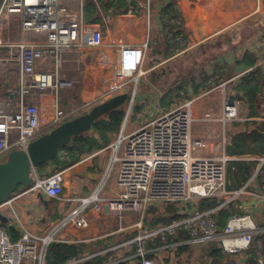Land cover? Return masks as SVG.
I'll return each mask as SVG.
<instances>
[{"label": "built area", "instance_id": "built-area-1", "mask_svg": "<svg viewBox=\"0 0 264 264\" xmlns=\"http://www.w3.org/2000/svg\"><path fill=\"white\" fill-rule=\"evenodd\" d=\"M76 1V10L71 9L66 0H3L0 5V63H15L18 69L17 101L0 99V162L14 151L26 150L30 142L76 113L62 109L57 99L60 91L74 84L64 72L72 51L90 52L88 56L100 69L113 68L115 73L110 81L114 84L117 81L114 92L130 84L136 89L139 78L145 74L150 43L143 47L125 45L115 50V56H107L101 30L96 24L85 21L84 0ZM127 1L132 4L139 0ZM133 11L131 6L129 13ZM151 12L150 3L146 7L147 18L151 17ZM183 21L179 9L174 19L162 15L163 29L166 39L173 43V53L184 50L185 40L176 30L171 31L170 25L181 26ZM15 29L21 34L20 40L13 38ZM26 34L36 38L24 39ZM131 73L137 75L134 77ZM239 77L220 81L213 87L221 92L223 105L219 118L205 116L206 121L221 126L212 152L206 139L193 133L196 122L193 105L197 99L191 98L159 111L129 133H125L127 117L118 140L108 145L113 149L110 169L87 196L67 197L65 176L91 167L107 146L48 175L41 176L34 171L31 186L19 197L26 194L37 197L41 193L59 201L60 219L45 234L32 233L21 226L16 242L0 225V264H47L49 249L54 244L92 243L85 233L101 219L115 225L109 237L122 238L100 251L71 257L64 264H89L98 257H107L103 264H159L161 253L176 255L182 246L214 245L234 259V264H240L237 258L246 254L256 235L264 233V229L256 226L250 214L234 212L220 229L217 215L230 206L245 209L243 203H250L252 199H256V208L264 204V153L244 156L227 153L232 143V125L256 121L242 117L241 96L229 89ZM218 78L216 74L214 81ZM107 79L104 77V81ZM47 94L54 95L57 102L50 119L45 118L40 104V98ZM143 114H137V118H143ZM259 122L264 124V118ZM61 154L68 161L67 151L62 150ZM231 163L255 164L249 179L236 190L228 188ZM207 199H218L220 204L201 211L200 204ZM14 201L10 198L0 204V210L7 207L13 210ZM188 204L192 205L190 209L186 208ZM170 207L177 215L186 216L173 219L169 224L154 225L158 217L174 216L167 212ZM70 229L75 231L74 236L61 235L62 231ZM181 233L188 234L189 238L177 241Z\"/></svg>", "mask_w": 264, "mask_h": 264}, {"label": "crops", "instance_id": "crops-1", "mask_svg": "<svg viewBox=\"0 0 264 264\" xmlns=\"http://www.w3.org/2000/svg\"><path fill=\"white\" fill-rule=\"evenodd\" d=\"M2 2L3 0H0V5ZM150 3L152 15L150 18H147L146 7ZM150 3L148 0H139L137 3L134 2L132 4L128 3L129 6L126 13L109 17L103 15L102 21L96 24V27L103 34L105 42L104 51L107 56H115V50L125 45L143 47L146 43H150L147 52V61L144 65L145 74L139 78L137 88H134V100H136V96L139 102H141L140 100L146 99L147 96L149 98H155L160 111H164L184 100L201 95L205 90L203 91L200 88L199 92L195 93L193 86L201 85L205 78L206 81L208 77L210 78L205 84L210 85L211 89H213L220 81H229L240 76L229 85L230 91L235 93L243 77L249 75L256 69L264 71V0H152ZM169 4H173L176 13L178 9L180 10L184 19L183 24H185L190 32L192 43L187 46L184 38V50L179 54H186L188 56L180 64H188L186 61L191 59L190 69L193 70L194 75L185 79L179 78L175 83L168 84V88L163 86V89H160L158 94L154 96L150 94V87L149 90L145 89L144 91L137 92L142 80H146L150 71L170 63L174 59V55H176L171 48L170 53L172 54L170 56L166 55L168 40L163 29L162 15L163 13L165 14L166 6ZM131 6L133 7L134 13H129ZM180 35L184 37L183 34ZM13 38L14 40L21 39V34L17 29H15ZM23 38L32 40L36 37L32 34H26L23 35ZM156 38L161 40V50L163 46L165 48L164 54L162 55L165 59L149 71L148 62L150 54L153 52L151 44L154 43V39ZM170 43L172 47L173 43ZM88 55H90V52L72 51L65 62L64 72L68 77L70 70H77L82 73L87 72L86 74L95 72L91 75L90 79H86L85 84L93 85V79L91 78L98 77L94 85L97 87L96 83L99 84L100 82L101 84L104 81V77L100 76L103 70ZM247 55L255 59L253 65H245L244 62ZM131 74L134 77L137 75L136 73ZM216 74H218L219 78L214 81ZM72 81L74 82L73 86L77 84L74 80ZM110 82L113 83V81ZM115 84H117V81ZM115 84L113 83L114 86ZM148 86H151V84L149 83ZM180 87H187V93L183 96L184 98L175 99V102L169 108H162L160 105L161 100L170 93L171 97L174 98L177 95L176 90ZM17 90V65L15 63H0V99L16 102L15 95ZM65 90L60 91L57 95L59 106L62 109H64L62 106V96H64L63 91ZM124 93L126 92L124 91ZM184 93L182 91L181 95H184ZM46 100H50L51 108L49 112L47 110ZM56 103L55 96L52 94H47L40 98V104L42 105L46 119H50L53 116ZM242 108H245V113L243 115L241 114L243 118L256 119V121L232 125L230 131L233 136L243 132L259 130L264 126L262 122H259V119L264 117L248 118L245 102H243ZM242 111L243 109L241 113ZM141 112H144L143 107L137 114ZM60 158L65 161L61 153ZM106 161H109L107 159V153L103 152L95 158L91 167L86 168L83 173L76 174L72 177L70 184H65L66 196L79 198L89 195L95 187L94 182L99 178L98 172L103 168ZM68 165L69 163L67 162L66 166ZM59 168L58 166H52L50 164V170L54 169L53 171H55ZM21 191L18 194L16 191V194L14 193L11 197L15 199L13 203L14 211L8 207L0 210V215L7 220V222L0 220V225L5 227L12 241L15 237L14 233L20 237L21 226L32 233L45 234L47 231L49 232L50 226L60 219L62 206H60L59 201L44 196L48 200V206H45L38 196L26 194L19 197L20 193H22ZM236 210L238 211L237 213L250 214L256 226L264 229V204L257 206V208L253 209L252 213L248 212L247 208H236ZM95 218H97V215ZM114 230V223H108L103 219L92 224L91 228L85 233L88 239L93 240L90 243L89 252L100 251L107 245H111L122 238V236H116L115 238L109 237ZM65 234L74 236L76 233L70 229L62 231L61 235ZM260 235H264V233L260 232L256 237ZM256 237L253 245L246 254L237 258L240 264H250L252 259L250 253L252 251H255V255L257 256L255 264H264L263 240H258ZM203 249L206 250V254L203 253ZM212 251L213 249H210L208 246H182L176 255L161 253L158 262L159 264H212ZM222 254L225 261L231 260L234 263V259H231L223 252ZM97 259H102V262L107 261V257H98Z\"/></svg>", "mask_w": 264, "mask_h": 264}, {"label": "trees", "instance_id": "trees-1", "mask_svg": "<svg viewBox=\"0 0 264 264\" xmlns=\"http://www.w3.org/2000/svg\"><path fill=\"white\" fill-rule=\"evenodd\" d=\"M136 5V4H135ZM127 0H84V19L88 24H98L102 21V16L105 17L115 16L118 14H124L128 10ZM165 14L174 19L177 15L173 4L166 6ZM170 30H176L177 34H183L186 40V45L189 46L192 43L190 32L186 28L185 24L176 26L170 25ZM171 43L167 42V56H170ZM251 57V58H250ZM113 58V57H112ZM245 65H253L255 59L252 56L247 55L245 58ZM210 78L203 80L201 85L193 86L194 92L198 93L200 88L205 91L211 90V86L205 84ZM184 91V95H181ZM177 95L171 97V93L163 98L160 102L162 108H169L175 101V99L184 98L187 93V87L178 88L176 90ZM237 93L240 95L241 100L247 105V117L258 118L264 117V71L260 69L254 70L249 75L243 77L237 87ZM134 113L137 114L142 110L141 106H137L134 109ZM134 114V115H135ZM126 118V111L123 107L108 113L102 119L98 120L92 130L89 133L76 137L73 142L66 146L63 150L67 151L68 163L75 164L79 162L83 157L91 155L93 152L102 149L110 145L115 137L120 133L121 127ZM229 156H244V155H261L264 153V126L259 130L251 132H243L236 134L232 137V143L227 148ZM255 164L253 163H231L228 166V181L230 190H236L243 186L245 182L251 176ZM39 175H48L51 173L49 164H41L36 168ZM220 204L218 199L203 200L200 204L201 211H208L217 207ZM169 214L174 216L158 217L153 224H169L173 219H181L186 215H177L175 209L172 207L167 209ZM237 213L238 211L230 206L227 209L221 210L218 213V225L220 229H223L231 213ZM15 237L13 241L16 242L19 239L14 233ZM189 238L188 234L181 233L176 237L177 241H184ZM258 240H263L264 248V235L256 237ZM91 244H54L49 249V256L47 258V264H64L69 258L76 257L79 254L89 252ZM252 259L250 264H255V251L250 253ZM213 258L212 264H234L231 260L225 261L222 251L220 249L213 250L211 253ZM89 264H103L102 259H96Z\"/></svg>", "mask_w": 264, "mask_h": 264}, {"label": "rangeland", "instance_id": "rangeland-1", "mask_svg": "<svg viewBox=\"0 0 264 264\" xmlns=\"http://www.w3.org/2000/svg\"><path fill=\"white\" fill-rule=\"evenodd\" d=\"M66 3L71 9L76 10L78 8V4L76 0H66ZM154 40H155L154 43L151 44V47L153 48V52L150 54V58L148 62L149 71L152 68H154V66L158 65L161 61H163V59H165L162 57L165 48L163 46L161 50V45H162L161 40H159V38L158 39L156 38ZM175 54L176 55H174V59L170 61V63L163 65V67L161 66L159 68L156 67L157 69L150 71V73H148L146 77V80H142L139 88L137 89V92L141 90L144 91L145 89L149 90L150 87L151 90L150 94L154 96L155 94L156 95L158 94L160 89L161 90L163 89V86L168 88L169 87L168 84L175 83L177 79L179 78L185 79L190 77L191 75H194L193 70L190 69L191 59L187 60L188 62L186 61V63L188 64H180V62L186 60L188 56L186 54H179V53H175ZM86 73H82L81 71H77V70H70L68 78L74 80L75 82H77V84L74 85L73 88L63 91L64 96H62L63 98L62 106L66 111L76 112L72 116V118H75L81 114L89 112L96 105L118 94H122L124 93V91L131 95L133 94L134 87L131 84L129 86H126L124 89H120L119 91L116 92L112 91L114 85L113 83L110 82V79L114 76L113 74L115 73V70H113V68L110 71H106L105 69L103 70L100 76L106 77L108 79L106 81H103V83L101 84L100 82L99 84L96 83L97 87H95L94 85L98 77L91 78L93 79L92 80L93 85L85 84L86 79L87 78L90 79L91 75L94 74L95 72H92L91 74H86ZM149 83L151 84V86H148ZM195 98L197 100L193 105V117L195 118L196 122L194 123L193 133L195 136L205 138L209 145V152H212L217 146V142L220 136L221 126L219 123L213 121H206L205 116L210 114L215 119L219 118L223 105L222 94L218 90L211 89L206 92L204 91L201 95H198ZM49 101L50 100L48 101L46 100V106L48 112L49 109L51 108V104ZM140 101L141 102H139V99L136 96V100H134L132 104L130 98H128V100L123 105L125 111L129 113V115L127 116L128 123L125 129V133H129L132 130L138 128L140 125L146 123L147 121H149L150 117L156 116L160 111L158 104H156L155 98H151V97L149 98V96H147L146 99ZM137 106L143 107L144 110L143 118L142 117L137 118V115L133 112V110ZM242 109L243 111L241 114L243 115V113H245V108ZM120 133L115 137L113 143H115L118 140ZM110 146H107L106 148L108 149L104 151L107 153V159L109 161H106V163L103 165V168L98 172L99 178L97 181L94 182L95 187H97L100 184L104 174L107 172V170L110 169L111 166L110 157L113 154V149L109 148ZM53 170L54 169L51 170V173L54 172ZM83 172L84 171H81L80 173ZM75 175L76 174H72L70 177L72 178ZM113 176L114 175H112V178ZM95 187L93 188V190L95 189ZM20 191L23 192L24 188L20 187L17 190V194ZM191 206H192L191 204H188L186 205V208L190 209Z\"/></svg>", "mask_w": 264, "mask_h": 264}, {"label": "water", "instance_id": "water-1", "mask_svg": "<svg viewBox=\"0 0 264 264\" xmlns=\"http://www.w3.org/2000/svg\"><path fill=\"white\" fill-rule=\"evenodd\" d=\"M134 96L135 91L132 95L129 93L118 94L96 105L89 112L65 121L51 132L33 140L26 150H17L10 153L4 161L0 162V204L9 200L20 187L26 189L31 186L32 173L36 171L38 165L46 163L58 166V168L67 165V162L60 158L61 151L69 146L76 137L89 133L98 120L123 107L128 98H130L132 104ZM127 116L128 113H126L125 121ZM91 176L93 177L92 173ZM70 182L71 177L69 175L65 176V184H70ZM38 198L45 206H48V200L45 199L43 194L39 193ZM256 205V199H252L250 203H243V206L250 213L253 212ZM0 220L7 222L1 215ZM209 248L219 249L215 245L209 246ZM202 251L206 254L205 249Z\"/></svg>", "mask_w": 264, "mask_h": 264}, {"label": "bare ground", "instance_id": "bare-ground-1", "mask_svg": "<svg viewBox=\"0 0 264 264\" xmlns=\"http://www.w3.org/2000/svg\"><path fill=\"white\" fill-rule=\"evenodd\" d=\"M185 5H186V3H184ZM112 58V57H111ZM27 189V188H26ZM26 189H24V190H26Z\"/></svg>", "mask_w": 264, "mask_h": 264}]
</instances>
